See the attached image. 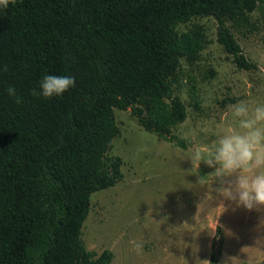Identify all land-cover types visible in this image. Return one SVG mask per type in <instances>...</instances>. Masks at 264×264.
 Instances as JSON below:
<instances>
[{
    "label": "trees",
    "instance_id": "1",
    "mask_svg": "<svg viewBox=\"0 0 264 264\" xmlns=\"http://www.w3.org/2000/svg\"><path fill=\"white\" fill-rule=\"evenodd\" d=\"M260 1L15 0L0 11V264L111 263V250L96 255L81 235L91 194L124 177L123 160L108 156L115 108L185 147L174 134L188 116L175 85L182 59L198 58L207 39L201 26H177L213 16L237 67L255 69L227 21L242 27ZM45 72L75 84L31 96Z\"/></svg>",
    "mask_w": 264,
    "mask_h": 264
},
{
    "label": "rangeland",
    "instance_id": "2",
    "mask_svg": "<svg viewBox=\"0 0 264 264\" xmlns=\"http://www.w3.org/2000/svg\"><path fill=\"white\" fill-rule=\"evenodd\" d=\"M227 25L257 68L237 67L218 42L213 16L177 26L180 33L201 26L207 39L198 58L182 59L175 85L188 116L174 134L185 147L144 129L130 108H115L120 134L108 156L123 160L124 177L91 194L81 235L96 255L111 250L110 264H264V206L245 209L220 197L211 169L201 163L193 172L186 157L196 146L210 147L223 134L244 131L231 104H264V1L242 27ZM255 152L264 158V141ZM261 170L264 163L250 168ZM137 241L139 251L133 247Z\"/></svg>",
    "mask_w": 264,
    "mask_h": 264
},
{
    "label": "clouds",
    "instance_id": "3",
    "mask_svg": "<svg viewBox=\"0 0 264 264\" xmlns=\"http://www.w3.org/2000/svg\"><path fill=\"white\" fill-rule=\"evenodd\" d=\"M15 0H0V11L8 9ZM75 79L72 75H58L45 72L39 78L37 85L29 89V94L38 98L61 96L73 87ZM4 91L17 105L23 97L13 84ZM233 117L238 119V126L243 132L231 131L218 137L216 142L208 146H196L186 157L191 169H200L201 163L211 169L216 179V191L220 197L234 201L236 206L254 209L264 206V170L252 173L254 165L259 168L264 158L255 152V148L264 141V128L259 125L264 122V104L251 107L243 100L230 105ZM133 247L139 251L140 242H134Z\"/></svg>",
    "mask_w": 264,
    "mask_h": 264
}]
</instances>
